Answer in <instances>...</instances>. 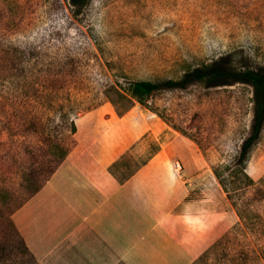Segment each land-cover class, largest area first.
<instances>
[{
  "label": "rangeland",
  "instance_id": "374dc122",
  "mask_svg": "<svg viewBox=\"0 0 264 264\" xmlns=\"http://www.w3.org/2000/svg\"><path fill=\"white\" fill-rule=\"evenodd\" d=\"M29 49L47 70L38 86L49 104L43 120L102 103L76 112L65 158L91 173L94 158L118 154L123 178L146 165L132 183L144 206L191 204L190 214L164 222L173 258L141 264H264V121L243 169L237 158L252 87L191 80L138 99L129 93L136 81H178L215 65L263 70L264 0H0V264H38L11 220L20 205L16 161L42 142L22 131L26 81L16 73Z\"/></svg>",
  "mask_w": 264,
  "mask_h": 264
},
{
  "label": "crops",
  "instance_id": "0c3cea01",
  "mask_svg": "<svg viewBox=\"0 0 264 264\" xmlns=\"http://www.w3.org/2000/svg\"><path fill=\"white\" fill-rule=\"evenodd\" d=\"M117 159L118 154L104 163L94 158L96 172L89 173L65 158L14 211L15 229L38 264H141L160 255L173 258L165 249L164 222L174 214H190L191 204L179 201L164 212L144 206L132 183L146 165L123 178L113 167Z\"/></svg>",
  "mask_w": 264,
  "mask_h": 264
},
{
  "label": "trees",
  "instance_id": "16d2710c",
  "mask_svg": "<svg viewBox=\"0 0 264 264\" xmlns=\"http://www.w3.org/2000/svg\"><path fill=\"white\" fill-rule=\"evenodd\" d=\"M19 59L20 61L23 59L26 62V67L19 68V71L16 73L17 77L23 76L26 81L24 96L25 121L22 123L23 135L25 138L33 137L37 141L39 139L42 140V142L39 143L40 145L34 151L27 149L28 156L18 157L16 161L15 170L17 175H19L20 205L12 212L36 194L65 159L71 147L64 148L62 138L67 136L68 139H72L77 132V120L79 117L76 116V112L84 113L102 104L98 103V105L84 110L71 107L68 109L71 114L70 117L66 114L63 115L59 123L54 124L53 119L49 118L43 120L45 117L42 116V112L48 109L46 105L49 104H46V101L43 99L45 97L44 95L42 97L40 87L38 86L42 84L47 70L41 63L42 58L40 54L35 49L19 53ZM217 79L245 82L253 89V117L250 132L242 142L237 155L239 167L243 169V163L247 159V154L252 144L256 141L264 121V69L256 72L250 69L236 70L226 65H215L206 69H197L178 81H164L160 83L136 81L131 84L129 93L138 99L143 96H149L160 88L183 87L191 80L210 81ZM16 116L15 120L20 121V113ZM42 133H52L53 137ZM15 232L19 236L16 229ZM19 239L22 249L33 258L20 236ZM4 251V247L0 245V259Z\"/></svg>",
  "mask_w": 264,
  "mask_h": 264
}]
</instances>
